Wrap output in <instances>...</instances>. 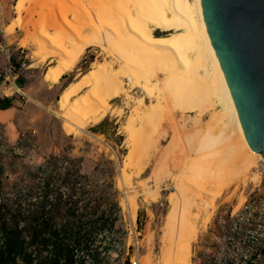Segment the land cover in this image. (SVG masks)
Here are the masks:
<instances>
[{
  "label": "rangeland",
  "instance_id": "obj_1",
  "mask_svg": "<svg viewBox=\"0 0 264 264\" xmlns=\"http://www.w3.org/2000/svg\"><path fill=\"white\" fill-rule=\"evenodd\" d=\"M17 1L0 0V109L16 107L14 119L7 123L0 120V205L17 189L30 191L28 199L36 195L34 199L39 201L46 190L53 203L58 191L65 199L75 190L74 199L80 200L77 213L85 215L82 219L94 233L90 249L83 245L75 264H131L133 258L140 264H165L169 198L177 182H203L201 196L209 201L215 197V207L205 225L198 222L190 264H204L208 259L217 264H264V160L259 157L256 166L244 173L227 160L209 180L206 169L200 170L217 160L212 156L197 164L195 173L189 172L185 156L200 144L201 130L207 128L212 110L195 124L192 118L197 114L191 107L185 108L189 113L177 109L170 113L166 109L161 119L164 122L144 127V118L138 117L136 129L132 130L128 121L139 105V97L144 96L147 103L156 100L131 85H126L127 95L110 101L99 120H89L82 129L68 131L59 105L62 92L95 63L105 61L120 68L122 61L111 50L90 46L71 72L51 83L44 74L59 56L48 53L42 59L38 44L45 32L50 35L61 31L66 39L75 35L74 26L79 24L84 10L82 2L92 9L108 7L110 14L114 13L113 2L80 0L79 5L78 0H21L17 9ZM66 6L70 11L64 13L69 19L61 14ZM51 18L65 25L56 28ZM58 47V43H50L47 50ZM159 100L166 105L164 94ZM219 109L223 107L216 105L213 110ZM5 115L9 112L1 114V118ZM132 148L136 152L128 161ZM52 157L59 159L56 169L48 167ZM104 221L106 224L97 230ZM47 254L48 250H44L38 257Z\"/></svg>",
  "mask_w": 264,
  "mask_h": 264
},
{
  "label": "bare ground",
  "instance_id": "obj_2",
  "mask_svg": "<svg viewBox=\"0 0 264 264\" xmlns=\"http://www.w3.org/2000/svg\"><path fill=\"white\" fill-rule=\"evenodd\" d=\"M20 2L21 0H18L15 5L17 9H20ZM77 2L80 5V0ZM112 2L113 9H110L114 11L113 14L107 12L108 7L101 9L99 6L94 8V11L82 2L84 6L81 3L80 7L84 10L81 12L82 17L80 16L77 28L74 26L75 35H68L69 38L66 39L60 29L57 34L48 35L45 32L46 36H42L43 40L38 44V52L43 54L42 59H45L48 53L59 56L58 62L52 64L44 74L45 80L51 83H57L61 77L71 72L90 46L111 50L122 61L120 68L114 67L112 63H104L105 61L95 63L79 80L66 87L59 101L65 119L64 127L68 131L74 128L82 129V125L87 121L99 120L106 113L110 101L126 94V85H131L143 89L145 94L156 100L147 103L144 96L139 97V105L128 121L132 130L136 129L135 122L138 117L144 118V127L148 124L157 126L166 109L170 110V113L176 109L189 113L191 111H186L185 108L191 107L197 114L192 118L195 124L201 123L202 115L212 110L209 122H206L207 128L200 129L201 132L204 131L200 144L187 155L185 152L184 164L189 172L195 173L194 167L203 161L207 162L204 159L212 156L215 159L217 157V160L209 164V167L207 165L208 168H204L205 165L202 166L203 170L201 166L197 167L201 172L206 169L205 172L209 175L206 178L209 180L221 171L227 160L239 166V172L243 173L255 167L259 157L264 160L262 152L253 151L248 146L205 27L200 0H191V4L189 0ZM69 3L74 7V2ZM76 6L79 7L78 4ZM65 10L62 15L70 11L68 7ZM67 14L62 17L67 19ZM56 21L52 22L56 28L64 24ZM66 21L68 20H65L66 24L72 25L70 21ZM71 27L73 29V26ZM42 29L43 27L41 31ZM50 43H58L59 47L56 50H47ZM125 78L131 80L125 82ZM161 94L165 96L164 106L161 99L159 100ZM143 105L146 106L145 109L141 107ZM216 105L222 106L223 109L213 110ZM214 125L218 128H214ZM173 126V130L178 133V128ZM206 144L209 145L206 147ZM209 148V152L204 153ZM135 152V148L128 152V161L133 160ZM199 177L203 178L202 175ZM201 183L203 182H177L178 187H175L174 194L169 198L171 207L166 216L165 234L168 249L163 254L165 264L191 262V245L200 227L198 222L205 225L211 217L212 208L215 207V197L209 201L201 196ZM220 192L221 190L218 191Z\"/></svg>",
  "mask_w": 264,
  "mask_h": 264
},
{
  "label": "water",
  "instance_id": "obj_3",
  "mask_svg": "<svg viewBox=\"0 0 264 264\" xmlns=\"http://www.w3.org/2000/svg\"><path fill=\"white\" fill-rule=\"evenodd\" d=\"M248 146L264 155V0H200Z\"/></svg>",
  "mask_w": 264,
  "mask_h": 264
},
{
  "label": "trees",
  "instance_id": "obj_4",
  "mask_svg": "<svg viewBox=\"0 0 264 264\" xmlns=\"http://www.w3.org/2000/svg\"><path fill=\"white\" fill-rule=\"evenodd\" d=\"M58 160L50 158L48 167L58 168ZM46 193L39 201L36 195L28 199L30 191L17 189L0 205V264H75L83 245L90 249L94 233L85 225V215L77 213V192L71 190L63 199V192L58 191L54 203ZM44 250L47 256L39 259ZM204 264L217 263L208 259Z\"/></svg>",
  "mask_w": 264,
  "mask_h": 264
},
{
  "label": "crops",
  "instance_id": "obj_5",
  "mask_svg": "<svg viewBox=\"0 0 264 264\" xmlns=\"http://www.w3.org/2000/svg\"><path fill=\"white\" fill-rule=\"evenodd\" d=\"M63 78V77H61ZM4 112H9V115H5L4 118H1V114H4ZM16 116V107L15 106H11L5 109H0V120H2V122L7 123L9 122L11 119H14V117Z\"/></svg>",
  "mask_w": 264,
  "mask_h": 264
},
{
  "label": "built area",
  "instance_id": "obj_6",
  "mask_svg": "<svg viewBox=\"0 0 264 264\" xmlns=\"http://www.w3.org/2000/svg\"><path fill=\"white\" fill-rule=\"evenodd\" d=\"M9 66H10V68H13V65H12V64H10ZM15 68H16V67H15ZM131 264H140V263H139V260H138V259L133 258Z\"/></svg>",
  "mask_w": 264,
  "mask_h": 264
}]
</instances>
